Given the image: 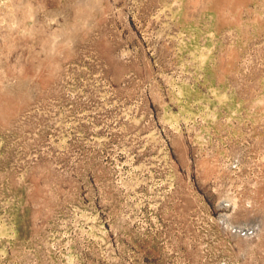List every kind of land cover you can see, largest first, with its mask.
Listing matches in <instances>:
<instances>
[{"label":"rangeland","instance_id":"1","mask_svg":"<svg viewBox=\"0 0 264 264\" xmlns=\"http://www.w3.org/2000/svg\"><path fill=\"white\" fill-rule=\"evenodd\" d=\"M0 264H264V0H0Z\"/></svg>","mask_w":264,"mask_h":264}]
</instances>
